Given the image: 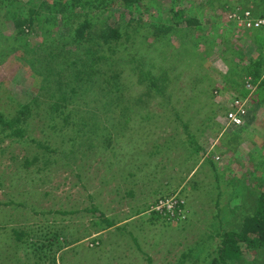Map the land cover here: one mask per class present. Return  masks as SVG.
<instances>
[{
	"label": "rangeland",
	"instance_id": "374dc122",
	"mask_svg": "<svg viewBox=\"0 0 264 264\" xmlns=\"http://www.w3.org/2000/svg\"><path fill=\"white\" fill-rule=\"evenodd\" d=\"M53 2L0 3V111L15 116L29 102L25 138L0 134V264H146L145 256L151 264H210L220 243L217 233L239 231L264 192V103L256 102V86L247 95L250 116L244 125L232 128L225 121L243 86L241 68L264 55L262 34L257 40L234 16L257 17L264 4L182 0L186 16L201 21L200 29L189 32L191 42L199 41L195 47L180 44L187 31L157 40L151 34V24L169 22L175 0H143L133 10L115 0L106 17L123 12L125 26L128 17L142 21L124 28L127 49L103 63L96 91L82 88L68 98L62 122L50 112L49 94L66 91L57 71L69 54L62 47L50 60L46 39L41 44ZM32 7L39 10L37 18L29 15ZM19 18L31 22L18 37ZM54 32L65 37L62 20ZM192 52L205 57L202 70H196L197 56L183 57ZM142 71L157 78L162 94L141 80ZM47 86L52 92L43 90ZM179 112L203 146L197 154L186 143ZM91 119L100 125L93 141L100 151L87 149L77 133ZM142 121L146 128L135 132ZM107 128L110 135H104ZM153 142L164 148L143 168L142 156ZM144 170H152L154 179L142 186L129 173ZM93 208L113 217L115 226L95 225L98 215L87 212ZM236 264H264V250Z\"/></svg>",
	"mask_w": 264,
	"mask_h": 264
},
{
	"label": "trees",
	"instance_id": "16d2710c",
	"mask_svg": "<svg viewBox=\"0 0 264 264\" xmlns=\"http://www.w3.org/2000/svg\"><path fill=\"white\" fill-rule=\"evenodd\" d=\"M4 1L6 0H0V3H3ZM53 1V4L47 7V10L50 14L47 16L48 20L45 21L46 32H44L43 41L41 44H43L44 40L46 39V44L49 46L47 48L45 47L48 59L53 60L58 57L60 48L64 47V51L69 54L70 60H62L59 63V67H61V69L57 71V77L62 79V81L60 80L58 84L63 85L66 91L58 90V94L50 93L52 92V89L48 88V86L47 88H43V90L50 93L49 96L52 101L49 109L51 108L50 110H53L50 111L52 116L56 120L58 119L64 122L66 116L63 119L60 117L61 113H64V105L68 98H70V100L75 98L77 95H79L82 88H85L86 90H93L94 92L96 91V84L99 80H101L100 77L103 76L101 69L103 63H107L113 57H116V55H123L124 53L121 52L127 49V42L130 41V38L123 32L124 28L135 25L138 26L141 23L140 20L142 21V19L140 18L137 21L132 17H128V20H125L127 25L125 26L122 20L127 17L128 13L121 12L116 19L106 17V14L111 11L110 6L114 4L115 0ZM119 1H122L124 8L128 10H133L136 7L138 8L140 6L139 4L143 2V0H118V2ZM252 1H258L261 4H264V0ZM175 3H177V5L170 10L171 19L168 20L169 22L167 24H159L157 26L154 24L150 25L153 38L157 40L160 36H167L175 31L182 30L183 32L187 31V34H185L186 36L181 40L182 43L180 41V44H184V46L187 44H191L195 47L198 46L199 41L191 42L192 40L189 38V36L192 33L189 32L192 29H200L201 21L195 17L188 18L186 16L185 10H181L182 0H175ZM28 11L29 15H31L30 17L35 16L37 18V16L40 15L38 12L39 10L37 11L33 7L29 8ZM56 16H60V18L57 20ZM259 16H264V10H262ZM60 20L63 21V25L66 27L67 33L65 34V37H59L60 34L55 32L52 35L50 34V31L56 27L58 21ZM29 22H31V19L28 21H23V19L19 18L15 22V35L18 37L23 35L24 30L20 29H22L23 26L27 25ZM233 26L237 27L236 24ZM255 32L256 34L254 35L257 40L259 36L258 32H260V34L263 36L262 30L252 31V33ZM207 36L210 37V32L207 34ZM262 36H259V38L263 39ZM262 42L264 45V39ZM170 47L173 49L174 46L172 47L170 45ZM56 50H58V52H56ZM192 53L183 54V57L189 58L190 55V57L197 56V54L194 52ZM173 55L175 54L173 53ZM197 58L199 59L200 64L196 63V70H200V68L202 70L201 64L204 62L205 57L199 55ZM51 63L52 62H50V64ZM65 65L68 66L66 70L62 68ZM69 71L72 72V75L66 76L65 79L64 74L68 73ZM241 73H244L242 79L243 86L241 91L237 92V95H235L232 100L247 97L249 90H246L244 85L246 80L249 78L250 84L256 86L255 93L259 96L256 102L259 105H262L264 103V55L260 54L256 60L249 59L245 69L241 68ZM140 76L141 80H145L147 83H149L147 85L149 89L159 94L163 93V87L158 85V80L155 76L144 71H142ZM72 77L75 78V82L73 81L74 86L69 87L72 81L70 78ZM75 84L78 85V87H76ZM28 104L29 102H26L25 104L21 105V110L14 114L15 116L9 117L0 111V134L3 135V138H9L12 141H18L25 138V117L26 111H29ZM175 115V117L178 118L180 125L184 127L185 137H189L186 142L187 145L190 148L192 147L196 154L199 153L203 149V146L198 143L197 137L191 132L189 127L190 122H183L184 112H179ZM247 115L250 116L249 111H247ZM90 121L93 122L90 125L85 123L81 124L82 129L78 128L77 133H80L81 136L86 138L87 149H93L96 151L101 149V147L94 146L93 144V141H95L94 137L97 138L99 133V131L96 130L97 126L100 128V125L94 119H91ZM105 123L106 122H104V124ZM142 124H144L143 121L140 124H136L135 132H139L143 128H146V123L144 125ZM120 125H122V123ZM109 130L110 129L108 128L107 130H104V135H106ZM136 139L137 141L139 139L137 135H135V140ZM140 139H143V137H140ZM110 141L108 143H110ZM31 142L35 144L34 141ZM88 142H91V145H89ZM81 145L84 147V142ZM36 146L42 147L41 145ZM149 146L151 151L149 150L142 156V159L147 161L142 166L143 168L146 166L150 167V165H152L151 158H155V156H157L158 149L163 150L164 148L163 145H157L155 142ZM126 147L129 151L130 147ZM28 165L29 164L26 163V166ZM38 171H40V169H38ZM138 172H141V174L137 175ZM129 175L131 177H137V182H139L138 184H141L142 186L145 184V181H151L154 179V172H152V170L134 171V173L131 172ZM131 192L129 195H131ZM87 212L93 214L95 217L98 215L96 218H98L99 222H96L95 225L98 226L101 224L104 227L103 229H110L115 226L113 217H106L104 214L94 208L87 210ZM217 236L220 240V243L215 252V257L211 260L210 264H236L248 253L264 250V192L260 194L259 198L257 199L255 212L253 215L244 218L239 231H220L217 233ZM182 258L185 259L187 257L186 255H183ZM145 259L146 264H151V260L147 256H145Z\"/></svg>",
	"mask_w": 264,
	"mask_h": 264
},
{
	"label": "built area",
	"instance_id": "2783aa9c",
	"mask_svg": "<svg viewBox=\"0 0 264 264\" xmlns=\"http://www.w3.org/2000/svg\"><path fill=\"white\" fill-rule=\"evenodd\" d=\"M234 18L237 19L240 26L244 27L246 30H262L264 37V16L253 17L249 12H244L236 14ZM245 89L249 90L250 94L255 90V87L250 84L249 78L245 82ZM247 101L248 97L231 101L230 109L225 115L227 126L239 128L244 125L248 111Z\"/></svg>",
	"mask_w": 264,
	"mask_h": 264
}]
</instances>
